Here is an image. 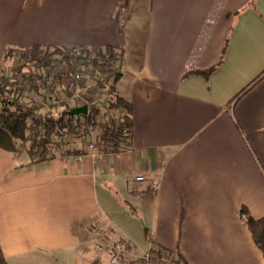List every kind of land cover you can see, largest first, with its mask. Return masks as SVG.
I'll list each match as a JSON object with an SVG mask.
<instances>
[{
    "label": "crops",
    "instance_id": "0c3cea01",
    "mask_svg": "<svg viewBox=\"0 0 264 264\" xmlns=\"http://www.w3.org/2000/svg\"><path fill=\"white\" fill-rule=\"evenodd\" d=\"M35 45L122 50L133 132L104 159L0 146L8 264H86L100 219L188 264H264L239 214L264 215V0H0V66Z\"/></svg>",
    "mask_w": 264,
    "mask_h": 264
},
{
    "label": "built area",
    "instance_id": "2783aa9c",
    "mask_svg": "<svg viewBox=\"0 0 264 264\" xmlns=\"http://www.w3.org/2000/svg\"><path fill=\"white\" fill-rule=\"evenodd\" d=\"M63 52L62 57L55 54L50 60L24 63V67L30 64L32 70L18 75L17 85L23 82L20 102L45 106L65 103L71 108L87 104V113L75 114L64 128L55 131L54 139L51 137L57 147L53 155L78 161L89 155L104 159L123 149L124 143L116 144L117 135L122 142L132 139V126L124 125L129 109L118 102L119 96L111 88L113 75L120 68L119 59L106 48L69 45ZM92 104L98 107V113L91 114ZM75 140L81 142L76 149L72 146ZM136 179L145 177L140 174ZM93 245L98 255L88 264H187L176 249L156 242L142 249L134 247L114 226L98 229Z\"/></svg>",
    "mask_w": 264,
    "mask_h": 264
},
{
    "label": "trees",
    "instance_id": "16d2710c",
    "mask_svg": "<svg viewBox=\"0 0 264 264\" xmlns=\"http://www.w3.org/2000/svg\"><path fill=\"white\" fill-rule=\"evenodd\" d=\"M66 46H46L35 45L26 49L9 48L6 57L14 51H20L23 55H32L36 59L47 58L51 53L63 52ZM113 58L123 59V51L114 47L106 48ZM51 50V52H49ZM48 59V58H47ZM215 67L203 71L210 73ZM120 77L119 70L113 75L112 89L115 88V82ZM250 87V85L248 86ZM246 87L241 91L245 92ZM19 86L17 81L9 80L0 73V146L13 152L26 149L31 157L39 160L48 158L52 155L50 135L66 126L75 116L71 113V107H49L44 108L40 105H27L20 102ZM10 92L11 95H8ZM240 93V94H241ZM118 102L128 107L129 112L132 110L131 105L121 97ZM99 109L94 104L91 105V114L98 113ZM124 125L132 126L131 113L124 120ZM116 144L120 146L128 142L119 141L117 135ZM122 142V143H121ZM123 145V148H124ZM151 192V189H149ZM146 191V193H150ZM240 217L249 229L254 241L261 249L264 256V215L254 217L249 209L245 206L240 209ZM0 264H8L0 247ZM188 264V263H187Z\"/></svg>",
    "mask_w": 264,
    "mask_h": 264
},
{
    "label": "rangeland",
    "instance_id": "374dc122",
    "mask_svg": "<svg viewBox=\"0 0 264 264\" xmlns=\"http://www.w3.org/2000/svg\"><path fill=\"white\" fill-rule=\"evenodd\" d=\"M49 52H51V50H49ZM55 54L59 55L60 57H62L64 52L51 53L49 56H47L48 60H50L51 57L54 56ZM36 61H38V59L34 58L32 55H23L22 52H20V51H14L10 56L6 57L5 60L3 61V63L1 64L0 73H1V75L4 74L5 77L7 76L9 78V80H12V81L16 82V81H18V75H22L23 71H27L28 72L29 69L32 70V67H31L30 64H28V65H26L24 67V63H34ZM16 71L18 72V74L16 73ZM119 79H120V77L117 80V84H118ZM20 83H23V82L20 81ZM20 83L17 85V86L20 85L19 86V89H20L19 90V97H21V95L23 97V92H22L23 85L20 84ZM101 90H103V89H101ZM114 90H115V88H114ZM7 93L9 95H11L10 92H7ZM34 105H40V106L43 107V109L44 108H49L51 106L56 107V108H63L65 106L69 107V105H67L65 103H61V104L58 105L55 102L51 103V105H47V106H45L43 104H40V103L39 104H34ZM54 133L55 132H53L50 135V137H52L54 135ZM53 139H54V136H53ZM72 142H74L72 144V146L75 143L81 145V142H77V140L72 141ZM50 146H51V151H52L51 153L53 154V152L57 148L56 147V142H54V141L52 142V140H51L50 141ZM106 224H107V221L105 222V221H103V219H100L98 221H95L93 223H88L86 225V229H84V233H83V237H84L83 238L84 239L83 246H84V249H85L84 251H87L86 254L89 256L87 258V263L86 264L89 263L90 259H95L96 256L98 255V252H97L95 246L93 245V240H94V238L96 236V231L98 229L105 228ZM132 229L133 230H130L131 236L134 238L135 241L137 240L139 242V240H138L139 231H137L135 227H133ZM141 243H143V242L141 241ZM101 256H104V254H102ZM83 261L84 260H82L81 262H83ZM84 263H85V261L83 263H81V264H84ZM93 264H96V262L93 263Z\"/></svg>",
    "mask_w": 264,
    "mask_h": 264
},
{
    "label": "water",
    "instance_id": "95a60500",
    "mask_svg": "<svg viewBox=\"0 0 264 264\" xmlns=\"http://www.w3.org/2000/svg\"><path fill=\"white\" fill-rule=\"evenodd\" d=\"M87 111H88V105L87 104H83V105H80V106H77V107H74L71 109V113L74 115L75 114H81V113L85 114V113H87Z\"/></svg>",
    "mask_w": 264,
    "mask_h": 264
}]
</instances>
